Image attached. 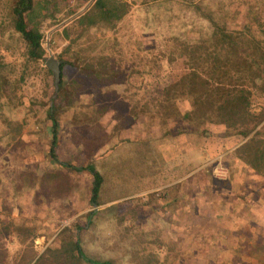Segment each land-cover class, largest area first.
Masks as SVG:
<instances>
[{
	"label": "rangeland",
	"instance_id": "374dc122",
	"mask_svg": "<svg viewBox=\"0 0 264 264\" xmlns=\"http://www.w3.org/2000/svg\"><path fill=\"white\" fill-rule=\"evenodd\" d=\"M95 1L34 0L24 30L44 54L33 59L0 0V264H33L64 226L112 264H264V180L233 154L253 125L223 114L236 81L191 84L185 53L208 77L221 37L202 13L264 49V0H115L119 19L89 23ZM49 53L65 60L55 97ZM185 111L188 131L164 137ZM88 161L102 176L96 206L78 169Z\"/></svg>",
	"mask_w": 264,
	"mask_h": 264
},
{
	"label": "trees",
	"instance_id": "16d2710c",
	"mask_svg": "<svg viewBox=\"0 0 264 264\" xmlns=\"http://www.w3.org/2000/svg\"><path fill=\"white\" fill-rule=\"evenodd\" d=\"M33 4L34 0H7L6 15L9 17L7 20L11 24L12 30L29 44V58L39 59L44 54V49L40 45V35L27 33L24 30L25 22L23 13L32 10L34 7ZM94 8L95 11L91 15L92 20H89V23H94L96 20L110 22L121 17L124 11V4L115 0H96ZM202 15L211 22L215 32L220 35L221 44L219 51L214 56L213 63L210 67L208 66L209 76L205 78H200L194 70L197 67L193 58L195 55L194 49L190 48L185 50V53L190 56V67H193V70L189 72L191 84L195 83V85L204 86L210 81L219 82V78L224 77L226 74L227 81H236L234 85L236 89L233 91L234 94L229 99H226L227 101L223 99L220 103V106L226 107V111L223 114L230 121H235V119L245 120L246 122H251L253 126L239 132L243 136V142L233 149V154L235 159L254 171L264 180V133L260 129L262 126L255 129L263 121L264 112L263 110H255L251 105V90L264 92V49L259 47V43L254 41L253 38L243 33L233 32L228 30L224 25H220L212 15L207 13H202ZM64 61L62 60L60 65V82ZM230 72L233 73V76L229 77L228 74ZM60 86L61 83H59V88ZM52 110L53 105H50L47 108V116L50 119L52 139L48 153L51 159L56 161L54 147L57 138V122ZM196 110L197 112L192 113H203L200 108H196ZM178 122L179 126L175 128L176 130L168 129L162 135L165 137L175 131L178 133L188 131L190 127L189 123H193L191 112L185 111ZM194 130H196L198 135L204 133L202 129L195 128ZM62 164L66 167L69 166V164L64 162ZM78 169H86L91 174L92 183L88 201L90 205H98V193L102 183L101 174L95 169L91 161H88ZM95 212L96 210H91L86 213L89 221ZM58 236V246L55 248L46 247L37 256L34 254L36 258L33 264H112L111 260H94L88 257L80 245L78 236L72 233L70 227H62Z\"/></svg>",
	"mask_w": 264,
	"mask_h": 264
},
{
	"label": "water",
	"instance_id": "95a60500",
	"mask_svg": "<svg viewBox=\"0 0 264 264\" xmlns=\"http://www.w3.org/2000/svg\"><path fill=\"white\" fill-rule=\"evenodd\" d=\"M62 60L54 57L52 54L49 53L47 57H44V66L50 70L52 74L53 79V86H54V92L53 97L56 96L57 90L59 87V81H60V65ZM52 100L49 101V104L51 105Z\"/></svg>",
	"mask_w": 264,
	"mask_h": 264
},
{
	"label": "built area",
	"instance_id": "2783aa9c",
	"mask_svg": "<svg viewBox=\"0 0 264 264\" xmlns=\"http://www.w3.org/2000/svg\"><path fill=\"white\" fill-rule=\"evenodd\" d=\"M221 170V169H220ZM221 177H223L222 175H220Z\"/></svg>",
	"mask_w": 264,
	"mask_h": 264
}]
</instances>
